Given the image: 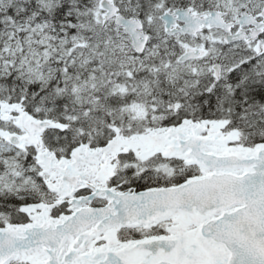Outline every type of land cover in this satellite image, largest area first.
<instances>
[{
	"label": "snow or ice",
	"instance_id": "1",
	"mask_svg": "<svg viewBox=\"0 0 264 264\" xmlns=\"http://www.w3.org/2000/svg\"><path fill=\"white\" fill-rule=\"evenodd\" d=\"M0 264H264V0H0Z\"/></svg>",
	"mask_w": 264,
	"mask_h": 264
}]
</instances>
